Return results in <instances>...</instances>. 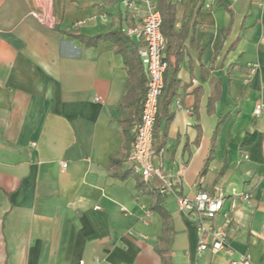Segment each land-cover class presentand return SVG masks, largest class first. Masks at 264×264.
<instances>
[{"label": "crops", "instance_id": "0c3cea01", "mask_svg": "<svg viewBox=\"0 0 264 264\" xmlns=\"http://www.w3.org/2000/svg\"><path fill=\"white\" fill-rule=\"evenodd\" d=\"M154 1L174 10L179 83L152 160L178 195L225 190L205 220L225 247L200 251L196 212L158 196V179L141 185L128 157L110 164L126 144L122 49L138 41L124 30L142 23L141 3L1 0L0 264H162L165 247L171 264H264V6Z\"/></svg>", "mask_w": 264, "mask_h": 264}, {"label": "built area", "instance_id": "2783aa9c", "mask_svg": "<svg viewBox=\"0 0 264 264\" xmlns=\"http://www.w3.org/2000/svg\"><path fill=\"white\" fill-rule=\"evenodd\" d=\"M1 1V0H0ZM140 5L144 8L142 23L126 27L124 33L128 37L138 41V53L145 66L147 73L146 93L143 102L141 120L135 125V141L130 149L128 161L133 168L140 173L146 182L155 179L160 180L159 192L161 194L172 193L176 196L180 210H191L198 216V231L201 234L199 250L211 248L217 252L225 247V231L215 228L213 224H206L205 220L214 219L224 206L226 192L219 188L216 194L212 195L206 191H198L193 197L178 195L173 181L166 176L162 168L155 165L152 156L154 154V128L158 114L159 99L165 86V71L167 68L166 40L162 31V15L154 0H127L128 8H136ZM259 6H264V0H257ZM207 6H210L207 5ZM258 64H250L251 73L256 72ZM180 107L181 102L176 100ZM264 112V104L259 102L256 105L255 113L260 115ZM244 158L249 155L244 153ZM66 166V163H62ZM232 192L236 194L235 188ZM250 194H244L243 198L248 199ZM231 264H236L232 262Z\"/></svg>", "mask_w": 264, "mask_h": 264}, {"label": "trees", "instance_id": "16d2710c", "mask_svg": "<svg viewBox=\"0 0 264 264\" xmlns=\"http://www.w3.org/2000/svg\"><path fill=\"white\" fill-rule=\"evenodd\" d=\"M161 15H162V31L166 40V60H167V68L165 71V86L162 91V94L159 99V108L157 114V121L160 119H165L164 128L167 127L169 122L173 118V113L169 111V106L175 96L177 95V87L179 83L178 78V64L171 59V53H176V45L174 44V10L172 6L162 4L160 7ZM124 34L120 32L119 36ZM102 37V34L97 35L92 38V42H97ZM122 51L124 52V58L128 71V81L126 84V91L122 97V107L130 108L131 112L129 113L130 117L124 122V139L126 144L124 145V152L119 154L117 157L111 158V166L114 167L116 164H119L129 155V151L135 141V125L140 122L142 115L143 102L146 93V77L143 68V64L140 60V56L138 53V48L136 46L130 47L125 46ZM179 51V50H177ZM134 120V122H133ZM155 140V133H154ZM213 142H215V137H213ZM129 148V150H128ZM128 150V152H127ZM126 151V152H125ZM141 185H144L146 181L140 177ZM155 192L156 190L153 189ZM158 196H161L159 191L155 192ZM162 216L164 218V224L166 225V233L170 232V218L165 210H161ZM165 238V237H164ZM163 240H169L163 239ZM167 252V248H162L160 253H162V264H171L169 258H167L164 253Z\"/></svg>", "mask_w": 264, "mask_h": 264}]
</instances>
